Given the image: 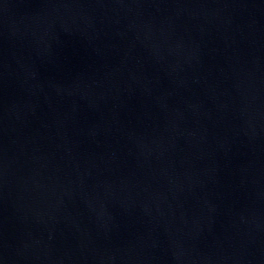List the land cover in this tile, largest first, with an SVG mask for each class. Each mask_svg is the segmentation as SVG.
Wrapping results in <instances>:
<instances>
[{
    "label": "water",
    "instance_id": "1",
    "mask_svg": "<svg viewBox=\"0 0 264 264\" xmlns=\"http://www.w3.org/2000/svg\"><path fill=\"white\" fill-rule=\"evenodd\" d=\"M0 264H264V0H0Z\"/></svg>",
    "mask_w": 264,
    "mask_h": 264
}]
</instances>
